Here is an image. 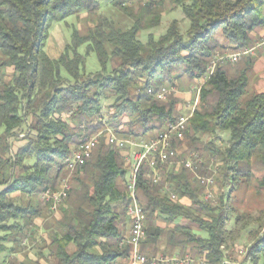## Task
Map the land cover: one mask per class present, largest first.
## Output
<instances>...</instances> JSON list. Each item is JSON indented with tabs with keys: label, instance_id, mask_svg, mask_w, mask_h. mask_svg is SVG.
<instances>
[{
	"label": "trees",
	"instance_id": "trees-1",
	"mask_svg": "<svg viewBox=\"0 0 264 264\" xmlns=\"http://www.w3.org/2000/svg\"><path fill=\"white\" fill-rule=\"evenodd\" d=\"M140 1L143 9L151 8L148 0ZM112 4L132 19L130 27L98 16L85 34L73 29L70 43L53 59L44 52L52 24L82 11L95 14L97 0H0V255L9 244L14 247L10 252L17 249L19 238L35 230L34 221L43 217L45 208L33 199L55 190L63 175V159L83 137L108 128L124 140L156 138L179 115L173 93L162 102L149 94V87L158 90L166 80L173 82L179 78L174 73L201 80L210 61L226 54L218 51L250 50L252 34L264 27V0H174L188 28L181 33L174 20L162 36L155 39L149 34L143 44L139 32L157 26L160 15L142 22V12L134 14L123 0ZM82 45L85 55L77 52ZM89 53L95 54L101 68L94 75L83 72ZM225 64H218L204 83L183 140H174L171 147L186 143L196 153L218 159L223 180L214 183L228 184L231 191L238 185V167L259 155L263 175L257 188L264 190V92L248 93L251 60L237 76H228ZM62 70L68 78L61 76ZM108 100L112 113L105 119L103 102ZM122 117L127 121L121 122ZM218 133L229 136L223 150L213 141H202V136ZM14 141L22 142L15 151ZM122 151L105 140L94 149L82 169L88 168L90 188L68 204L48 235L50 264H121L127 259L125 177L130 164H124ZM158 170L162 181L157 184L148 165L137 176L136 199L146 217L142 254L188 255L203 264L235 261L229 253L232 243L250 225L260 229L264 211L254 219L235 217L230 229L234 210L227 204L229 193L214 202L204 201V187L195 173L183 166ZM76 182L80 184L79 179ZM256 228L247 233L254 240L246 261L264 264V231L257 236Z\"/></svg>",
	"mask_w": 264,
	"mask_h": 264
},
{
	"label": "rangeland",
	"instance_id": "rangeland-1",
	"mask_svg": "<svg viewBox=\"0 0 264 264\" xmlns=\"http://www.w3.org/2000/svg\"><path fill=\"white\" fill-rule=\"evenodd\" d=\"M112 1L113 0H97L99 10L95 14H88L85 11H82L78 15L70 16L64 21L52 24L49 31V37L45 44L44 52L51 58H57L62 52L65 45L70 43L73 29L81 34H85L86 30L92 25V20L96 19L98 16L108 18L123 28L130 27L133 23L132 19L118 11L113 6ZM123 1L125 2L124 5H126V7H129L134 14L142 12V22H147L157 14H159L161 17L160 22L157 26L153 27L150 30H143L139 32L138 40L143 44L147 42V37L149 34L152 35L155 39H158L160 36H162L166 32L170 23L174 20L178 22L181 33H184L189 26V22L184 18L180 7L174 4V0H148L145 3H150L151 8L147 10L143 9V3L140 0ZM251 38V53L248 56H241L240 60L236 64L226 63L223 67V70H225L228 76H237L239 74V71L245 66L246 61L251 60L252 68L248 73V93H260L264 92V44H260L261 39L264 38V27L254 32ZM219 41L223 45H226V42L222 39H220ZM85 49L86 46L82 45L77 49V52L80 55H85ZM218 53L232 54L239 52H235L230 48H225L222 51H218ZM110 68L111 67L109 65L107 67V71H110ZM100 71L101 68L95 54L89 53L85 58V65L83 70L84 74L94 75ZM61 76L64 78H68V75L64 70L61 71ZM173 76L179 78L174 80L173 82H171V80H166L163 86L174 88L176 97L175 101L177 104L175 113L179 116L185 115L188 113V111L184 107H186L187 105H191L195 98L194 94L189 93L190 87L194 85L195 82L191 81L181 73H174ZM111 104L112 100L103 102V114L105 119H108V114L112 113L111 110L107 108ZM120 121L126 122L127 118L122 117ZM201 138L204 143L213 141L218 149L223 150L227 146L229 136L228 133H218L215 137L202 136ZM21 144V141H14L13 150L15 151V149ZM187 145L188 144L184 143L181 144L179 148H177L180 151L177 162H181L183 159H185L186 156L192 153L193 155L198 157L196 160L195 158H193V160L197 164V169L193 173H195L197 177H212L214 181H222L223 179L221 173V162L218 159L209 157L205 153H202V155L200 154V152L196 153L193 149L188 148ZM133 149L134 148H131L130 146H126L125 149L121 152L124 164L127 163V154L131 153ZM172 167L177 170L182 166L174 163L169 166V169ZM86 170L88 171V168ZM86 170L81 171V173L79 174L75 173L70 175V193L68 195V198L60 205V207L57 208V210H50L49 206H47L46 204L44 193H41L33 199L35 204H40L45 208L43 210L44 220L41 221V224H43L44 228L48 229L46 231L43 229L32 230L24 238H19L20 243L18 244L17 249L15 248V250L12 252H10L9 249H11L13 246L10 244L7 245L8 250L4 254L0 255V264L37 263V250L35 249L36 246H39L43 241H49L48 235H50L52 233V230L56 228L55 222L62 216V211L68 207V204L72 203L77 198L78 193H81L82 191L90 188L91 177L88 175L86 176ZM238 171L239 172L237 174V178L239 179V181L238 185L233 191H231V186L228 184L224 185V187H220L215 183V187L213 190V202L218 200L221 195H226L227 193H229L230 198L227 204L234 210L233 216L229 215L230 229H233V222L235 217L249 215L250 217H252V219H254L259 216L260 211H264V190H259L257 188V181L263 175V166L261 164L259 155H255L248 164L239 166ZM246 174H248L249 176L244 177V175ZM76 179H79L80 184L76 182ZM54 188V191H56L58 188V182L55 183ZM252 228H256V226L254 227L253 225H250L249 227H247L246 230L241 233L240 237L232 243V248L229 253L232 254V257L233 259H235V261L239 260V258L235 256V249L239 247L248 248L253 243L254 238H249L247 234L248 231ZM256 230L258 231L257 236L261 235L264 231V222L262 224V227L260 229L256 228ZM126 232L127 233H125V236L126 234L128 236V230H126ZM24 240L25 244L23 245L22 242ZM146 250H149V248L147 247ZM45 253H47V251ZM8 255L13 256L11 257Z\"/></svg>",
	"mask_w": 264,
	"mask_h": 264
},
{
	"label": "built area",
	"instance_id": "built-area-1",
	"mask_svg": "<svg viewBox=\"0 0 264 264\" xmlns=\"http://www.w3.org/2000/svg\"><path fill=\"white\" fill-rule=\"evenodd\" d=\"M147 1V0H144ZM260 44H264V38L261 39ZM251 53V50H245L239 53L216 55L209 63L207 67V75L201 80L195 82L190 87V92L195 95L194 101L191 105H187L185 108L188 111L185 115H180L174 122L167 125L165 131L160 133L156 138H150L147 140L128 141L120 139L113 134V131L105 128L101 131L91 135L85 136L81 139L79 145L71 152V159H63L62 172L63 175L58 181V188L56 191L47 190L44 192V198L46 203H49V208L52 211L57 210L58 207L68 198L71 190L70 175L79 173L82 171L86 163L91 159L94 149L99 145L101 140H105L110 146H113L119 150H124L126 146L134 148L131 153L127 154V161L130 162V170L126 179V187L128 192V205L126 209V215L129 220V234L126 239V244L129 246V252L124 264H203L201 260H195L188 255L184 257H165L163 255H157L153 257H147L141 252V245L146 240V217L142 206L136 199V184L137 176L140 168L143 165H148L153 170L152 181L157 184L162 181V173L158 170V166H170L174 163L181 165L184 168L194 172L197 168V164L193 160L198 158L190 153L181 162H177V158L180 155L178 149L171 147L174 140L181 141L184 138L185 132L189 127V118L191 117L194 109L199 103V95L203 84L214 72L218 64L230 63L236 64L241 56H247ZM170 93L175 94V90L172 87H161L158 90H154L149 87V94L156 100L165 102L168 99ZM65 175V176H64ZM199 183L204 187L202 192V198L204 201L213 202V190L214 180L211 177H197ZM165 189L168 190V185L165 184ZM171 199L175 200V196L171 195ZM235 256L239 258L237 261H231L225 258L220 264H247V248H236ZM225 256L228 251L224 250Z\"/></svg>",
	"mask_w": 264,
	"mask_h": 264
},
{
	"label": "crops",
	"instance_id": "crops-1",
	"mask_svg": "<svg viewBox=\"0 0 264 264\" xmlns=\"http://www.w3.org/2000/svg\"><path fill=\"white\" fill-rule=\"evenodd\" d=\"M51 58V57H50ZM55 59V58H53ZM259 93V92H257ZM261 93V92H260ZM175 95V94H174ZM110 130H113V129H110ZM128 141H136V142H139L137 140H131V139H128ZM141 141V140H140ZM127 158V157H126ZM128 159V158H127ZM126 159V162L127 164H130V162H128ZM128 175V173H127ZM127 175L125 177V182H126V179H127ZM182 203H184L185 205H189L190 202L187 200V199H183L182 200ZM44 218L41 217V218H37L35 221H34V225H35V230H44V226L43 224H41V221H43ZM127 220V219H126ZM40 221V222H39ZM128 233H129V225H128ZM43 243V244H42ZM22 244L24 245L25 244V240L22 242ZM48 244H49V241H43L41 242V244L39 246H36V250H37V263L36 264H50L49 261H50V258L48 257L49 256V250H48ZM73 249L72 246L69 247V250L71 251ZM47 251V253H45ZM8 256H13V255H8ZM121 264H124L123 262Z\"/></svg>",
	"mask_w": 264,
	"mask_h": 264
},
{
	"label": "bare ground",
	"instance_id": "bare-ground-1",
	"mask_svg": "<svg viewBox=\"0 0 264 264\" xmlns=\"http://www.w3.org/2000/svg\"><path fill=\"white\" fill-rule=\"evenodd\" d=\"M148 92H149V90H148ZM65 159H71V154L67 158H65ZM247 256H248V253H247ZM247 264H249V263L247 262Z\"/></svg>",
	"mask_w": 264,
	"mask_h": 264
}]
</instances>
